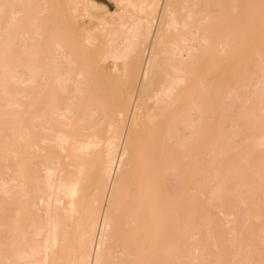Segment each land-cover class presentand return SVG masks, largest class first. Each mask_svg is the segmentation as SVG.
Here are the masks:
<instances>
[{
    "label": "bare ground",
    "instance_id": "obj_1",
    "mask_svg": "<svg viewBox=\"0 0 264 264\" xmlns=\"http://www.w3.org/2000/svg\"><path fill=\"white\" fill-rule=\"evenodd\" d=\"M33 1L0 0V13L11 11L9 14H12L13 19L9 20L11 23H6L7 28L11 29L10 32L14 31L17 34L20 30H25L26 32L28 29L31 31V27L29 28L31 21L27 19L28 17L25 16V13H29L33 5L35 7L46 0H40L41 2ZM35 1L38 2L37 5ZM114 1L116 2V12L111 11L108 7L98 2L89 0H64L62 3H58V1L57 3L48 2V9L46 8V13L44 11L45 15H43L44 13L42 14L47 21L43 19L46 24H42L39 21L41 24L38 23L39 26L34 33H31L32 31L29 33L24 32L25 34L18 32L19 36L22 34L21 36L23 37H33L29 43L26 41L29 37H21V39H25L23 42L25 43L26 41L28 44H32L35 41L33 46L37 48L36 53L33 55L37 62L35 64L34 61L33 64L35 65L32 64L31 67L28 66L30 76L24 77L18 73L16 74L13 67L11 68L9 64L15 63L16 65L15 61L17 59H14L15 61L11 63L12 58L10 55L8 59H6L7 57L5 58L6 60L11 58V61H8L9 67L6 68V71L4 68L9 78L3 79L1 88L3 91L5 90V93L12 95V97L15 95L14 100L17 98L14 102H8L9 107L23 111L17 115L16 124L13 123L18 130L19 138L17 137V141L13 142L14 149L10 153L12 152L14 160L19 157L30 156L31 158L32 156V160L37 161L43 152L46 155L44 157L46 161H42L44 164L42 163L43 165H41L45 176H43L42 181L37 182V186L35 185L33 189L29 188L31 186L28 187L26 179L23 177L24 174L22 175V172H25L23 170L27 169L25 167L27 163L23 162L17 163L15 166L14 178L10 180L13 182V186L9 187L11 185L9 184L8 188L6 184L4 186L3 183H0V194L4 196L1 198L2 200L0 199L2 201L0 202V215L5 213L3 216L6 217V213L8 214L9 212L7 204L10 202H6L7 200L13 201L15 199L16 201L14 202H19L18 198L23 200V203L19 202L22 206L18 203L20 208L17 209V203H15L16 210L11 209L12 212L10 211L14 213L12 217L16 213L15 219H12L14 227L11 226L14 231L15 243L12 244V242L9 245L3 233L0 234V264H160L162 262V264H166V261L164 263L165 259L171 261L172 264L181 263L179 251L182 250H179V244L175 241L177 238L169 242L170 244L168 245L165 243L167 229L165 226L166 224L168 225L165 220L170 213H167V209H174L171 206L167 208L166 197L164 199L166 195H164L166 188L163 189V186H165V184L163 185L165 180L164 172L167 171V166L171 168L173 165H177L173 164V158L178 154H176V151H179L180 156V152L185 151L186 146L191 147L197 142V139L200 140L203 137L198 135L201 130L205 128H208L205 130H210L209 128H211L209 123L206 122L205 116L209 117L208 112L212 109V79H214L212 77L215 74H213L215 65L213 58L215 51L213 52V49H215L214 47L218 49L217 45L219 44L214 43V30H216L214 28L216 25L215 27L213 26L214 15L211 12L213 0ZM199 5H202L203 9L201 10L203 13H199L201 10H195L201 7ZM38 7H35V9ZM43 8L45 9V7ZM240 8L242 9V7ZM40 10L42 9L40 8ZM40 10L35 11L40 12ZM101 11L105 12L106 15L104 17L97 16V18V12ZM91 12H94V16L89 14ZM9 14L7 16H10ZM5 15H3V18ZM42 15L40 14L39 16ZM90 15L98 23L97 25L95 24L96 27L94 26L95 28L93 29H85V27L78 29L77 24L79 21L83 17L84 19L86 16L90 17ZM44 16L47 17L45 18ZM35 18L37 20V17ZM235 18L237 19V17ZM36 20V23L33 21L32 23L37 25L38 21ZM24 22L26 24L27 22L29 23L26 25ZM25 25L28 27H25ZM4 28H6V25ZM17 28H22L23 30L15 31ZM241 29L244 28L241 26ZM13 33L11 32L12 35ZM15 34L13 37L15 36L16 38L18 35ZM9 36L11 37V35ZM10 37L9 40L11 41L13 37L11 39ZM3 38L0 39L3 41ZM32 40L33 42H31ZM16 41L14 39L11 43H6L5 45L2 43L6 48H4L6 56H8L7 51H12L16 48ZM20 43L19 41L17 48L23 45ZM215 44L217 45L214 46ZM25 46L27 47L28 45ZM13 47L15 48L13 49ZM91 47H96V49L90 52L88 49ZM227 48V50L223 48L224 55L229 53L230 47L228 46ZM45 52L47 54H44ZM8 53L11 54V52ZM28 54L31 57L29 52ZM40 57L41 61L44 59L43 62L39 61ZM227 57L231 61L229 56ZM31 58L33 60V57ZM61 62L65 70L61 66ZM106 63H110L111 67L105 69ZM118 75L119 78L117 77ZM116 81L120 88L116 99H114L113 115L109 118L106 115L105 119H108H103L102 121H107V127H105L106 124L103 123L104 125H101L100 120L107 113L106 109H108L109 104L111 106L110 101L115 97V92L117 91L112 92V89L113 86H117L115 85ZM11 85H15L14 88H10L12 87ZM45 91L48 94L45 97L46 100L42 98ZM258 96L259 94L256 95V98ZM253 103L255 104V102ZM248 105L247 108L251 106L248 107ZM257 105L255 104V106ZM212 107L214 108V106ZM43 108L47 109L52 116L56 117V114H58L62 120L63 127L69 128L75 124L76 127L82 128L86 132L90 131L89 134L77 138V136L73 135V131L71 135L68 131L60 134H57V132L54 140L51 138L40 140L45 147V150L41 149V144L38 141L39 137L37 136H40L43 131V133L47 131L40 128L42 123L37 125L40 123L39 116L41 115L36 116V114L43 111ZM28 109L33 111L34 117L29 116L26 112ZM20 110L19 112H21ZM248 111L245 109V112ZM110 112L109 114H111ZM45 113L47 112L45 111ZM256 113H259V110ZM43 115L42 117L45 118L46 115ZM100 115L102 116L100 117ZM197 117L205 119L203 122L208 126L202 129L201 122H198L200 119ZM208 117L207 119H209ZM97 118L100 119H98L100 123L97 122ZM207 121L209 122V120ZM185 131H187V134H185ZM15 133L14 135L16 136ZM209 133L208 131V135ZM105 134L106 136L109 135L108 139L106 138L107 140L104 139ZM46 135L44 134V136ZM216 137L220 136L217 135ZM223 138H226V136ZM54 143L61 144L67 150L72 146L71 150L75 157L73 159V167H71L72 165L70 166V163L60 162L61 158L56 157V152L54 153L52 150ZM174 146H178L179 149L182 148L181 151L179 149L175 150L174 148L176 147ZM209 152L213 153L211 150ZM209 152L207 160L211 158ZM159 155L165 158L160 156V158L165 160H162L164 163L155 162L158 159L156 157ZM221 155L219 158H222ZM212 157L215 156L213 155ZM180 158L182 159L183 157L181 156ZM210 160H208L209 163H211ZM170 162H172V165ZM36 168L40 170V162L38 163V161ZM176 168L178 169V166ZM208 168H205L206 171L203 169L201 171L203 170L206 173L209 171L207 176H210L212 170L210 168L208 170ZM194 171L195 169L193 168L192 172ZM217 171L219 172V170ZM175 172L178 171L175 170ZM175 172L174 176L177 174ZM206 173H204V176H206ZM170 176L169 179L172 178ZM217 177L219 178V174ZM175 180L177 181V179ZM130 183L136 185L133 184L135 191L131 195L128 193L131 191L130 187L132 184L130 185ZM183 184L185 183L183 182ZM38 191L42 192H39L42 196L38 195L41 197L37 199L36 193ZM5 195L8 196L7 200H5ZM178 197L176 198L178 199ZM191 203L193 204V202ZM172 207H175V204ZM36 208H38L39 212L44 213V224L32 219L33 216L31 214L30 218V211ZM14 210L15 212H13ZM174 211L172 212L176 215L177 209ZM191 212L193 213V211H189L188 214L193 217L194 213L190 214ZM175 215L173 217H176ZM190 216L188 217L190 222H186L188 225H186V230L189 236L198 230L195 227L194 217L191 218ZM176 218L178 219V217ZM174 221L176 222V220ZM26 222L29 223L28 230H25ZM0 224L1 228L9 226L7 223L4 225L2 218H0ZM177 224H174L175 227ZM189 225L191 229L193 228L192 230L188 228ZM8 228H4V230ZM0 230L2 232V229ZM194 235L193 239L195 240L197 235L196 233ZM191 237L188 238L191 239ZM182 238L180 237V239ZM36 239L37 241H34ZM190 239H188V242H191ZM191 244L192 242L187 246L185 245L187 249L192 245L194 246V244ZM12 245L14 248L16 247L15 250L12 249ZM165 248L169 250L166 257H164V254H166V252L164 253L166 251ZM193 248L188 249L190 252L187 253L188 255L186 254L189 257L187 258L186 256L187 261L194 260L193 258L190 259V256H193L191 252ZM176 260L179 262H176ZM190 261L189 264H191Z\"/></svg>",
    "mask_w": 264,
    "mask_h": 264
},
{
    "label": "rangeland",
    "instance_id": "obj_2",
    "mask_svg": "<svg viewBox=\"0 0 264 264\" xmlns=\"http://www.w3.org/2000/svg\"><path fill=\"white\" fill-rule=\"evenodd\" d=\"M36 1H40V0H36ZM36 1H35V3L37 5L38 2H36ZM41 1H43V0H41ZM57 1H58V3H62L64 0H53V1L46 0V1L41 2L42 4L39 3L40 5L38 4L37 6H35V7L39 6L36 9L33 5L29 10L30 12L28 11L30 14L25 13V16L28 17V18L27 17L26 18L29 19V21H31V23H32V21L35 22V20H36L35 17H37L36 21H38V22H37V25L35 24L36 22L32 23V24L27 22V24L29 23L30 25H32V26L29 25V28L31 27L32 32L29 31L27 28H26L27 29L26 32L34 33L37 30L36 28H38V26H39L38 23L39 24L44 23L43 22V19H44L43 15H45V13H46V8L48 7V2L57 3ZM89 1L98 2V3L108 7L113 12L117 11L116 2L114 0H89ZM216 2H217V4H215ZM219 3H221V4H219ZM243 3H242V0H213L211 12H212V15H214L213 16V19H214V25L213 26L215 27V25H216V27L214 28V29H216V30H214V32H215L214 33V35H215L214 36L215 37L214 43H217V44L219 43V44L214 45V46L217 45L218 49H216V47H214L216 50L213 49V52L215 51V53L213 54L214 64H215L213 68L215 71L213 70V74L214 73L215 74L212 77V78H214V79H212L213 80V83H212V85H213L212 86V99H213L212 102L213 103L211 105L212 109L210 111L212 114L210 112H208V114L210 116L209 117L205 116L206 122L209 123L211 128H209L210 130H205V129H208V128H205L206 125H205V122H203L205 119H203V118L200 119L199 117H201V116L199 115V117H197L200 119L198 122L199 123L203 122L202 124L200 123V125H201L202 129H203V127L205 129L201 130L198 135H199V137H201L200 135H202L203 137H201L200 140L197 139V142L195 143L196 145L192 143L193 145L191 144L192 145V146L190 145L191 147L186 146L187 147V148L185 147L186 153H185V151H183L184 153L181 151L182 148L179 149L178 146H174V147H176V148H174L175 150L179 149L181 151L180 156H179V151H176V154L177 153L178 154H177V156H175L173 158L175 160V161L173 160V164H177L176 166H178V169L176 168L175 165H173L172 167L176 168V169H173L172 167L170 168L167 166V168H170V169L166 168L167 171L164 172L165 180L163 182V185L165 184V186H163V189L166 188L165 189L166 191L163 190L165 192V193L164 192L163 193H164V195L166 194L164 196V199L166 197L165 200L168 204L167 208H169V206H171V208H173L174 210L177 209L176 215H175V213H173V212H175L174 210L167 209L168 210L167 213H169V212L170 213H169V215H167L168 218H166V220L167 219L168 220L167 221L165 220V222L168 223V225L166 224V226H165L167 228L166 229L167 235L165 233V240H166L165 243L168 245V244H170L169 242H171L172 240H175L176 238L178 239V237L180 235H183V236H180V237H183L182 239H180V237H179L178 240L177 239L175 240L179 244L178 245L179 250L180 249L182 250V251H179L180 252L179 257L181 259V263L183 262L182 264H186L187 262L189 264L190 260L187 261L186 256L188 255L187 253L190 252V251H188V249L190 250L193 247H194L193 251H191L193 253V256L191 257L189 255L190 259L191 258L194 259V260L190 261L191 264H264V109H263L264 108V86H263L264 85V80H263L264 79V53H263L264 52V0H261V1H259V0H243ZM43 4H45V5H43ZM255 5H257V6H255ZM43 7H45V9ZM199 7H198L199 9H195V10L200 11L201 9H203L202 5H199ZM240 7H242L243 10ZM40 8L42 10H40ZM35 10H37V11L40 10V12H37ZM34 11H35V13H38L39 15L40 14L42 15L44 13V11H45V13L42 16H39L38 14H35ZM4 12L5 11H3V14H2V12L0 13V38H3L4 36H6L4 38H5V40H8V41H5L4 38H3V41H2V39H0V91H1L0 92V94H1L0 95V135L2 134L0 136V153H1L0 154V156H1V158H0V179H1L0 183L1 184L3 183L4 186L6 184V187H8L9 184H11V185H9V187L13 186L12 185L13 182L10 180H12V178H14L13 172H14V169H16L15 166L17 163L23 162L25 164L27 163L25 165V167L27 169L23 170L25 172H22V175L24 174L23 177H25L28 187L31 186L29 188L33 189V187L35 188V185L37 186V182L42 181L43 176H45L44 171H42L43 168H41V165H43L44 164L43 162L46 161V160H44L45 159L44 157H46V155L43 154V152H42L41 155L39 154L40 157H42V158L39 159L40 158L39 157L37 159L38 163L40 162V170L41 171L36 168L37 161H33L32 156H31V158H30V156H28L29 158L27 156H25L23 158L19 157L15 160L12 157V154H11L12 152L10 153V151H12L14 149L13 148L14 143L19 138L18 130L16 129L14 124H16L17 115H19L23 111H21L19 109L21 111V112H19L18 108H16V110H15V108L9 107L8 102L9 103L11 101L14 102L17 100V98L15 97L16 100H14L15 95H13V97H12V95H10L9 93H5L4 92L5 90L3 91V89L1 88V85L4 81L3 79L9 78L7 73L5 72L6 68L9 66H11V68L13 67L14 72H16V74L18 73L20 76H24V77H27V75H28V77L30 76V73L28 71V69H29L28 66L31 67V65L34 63V61H35L34 57L35 56H33V55L36 53L35 51H37V48L33 46L35 41L32 44L31 43L28 44L30 42V40L33 39V37L28 36L29 39H26V41L28 43L26 41H25V43L23 42L25 39L22 40L21 37L22 38H28V37L21 36L22 34L26 33L25 30L24 31L20 30L23 27L20 29L17 28V30H15V31L20 30V32L18 31L19 33L22 32V34H20V36H19L18 32H17V34H15L16 32L11 31L12 33L14 32L13 35L14 34L18 35L17 36L18 39H17V37L15 38V36L13 37V35L10 32L11 29L7 28V24H9L8 22H10L9 20L12 18V14L11 15L9 14V13H11V11L10 12L7 11V13L10 16H7L8 14L6 12L5 13ZM93 13L91 12L89 14L93 15ZM199 13H203L202 10ZM3 15H5L4 16V18L6 17L5 19L3 18ZM30 15H31V18H30ZM95 15H96V12H95ZM100 15H103V16H100ZM105 15H106V13L101 11V12H97L96 17L97 16L98 17H104ZM33 17L35 20L33 19ZM44 17L46 18L47 16H44ZM86 17H85V19L83 17L79 21V23L77 24L78 29L84 28V27H85V29H93L96 27L95 24L96 25L98 24L97 22H95L92 19L93 17H91V15H90L91 18L89 16H86ZM235 17H237V19ZM7 18H9V19L7 20ZM40 19H42V20H40ZM90 19H92V20H90ZM6 20H7V22H6ZM39 21H41V23ZM44 21H46V20L44 19ZM91 21H94V22H91ZM48 22H49V20H48ZM44 24H46V23H44ZM5 25H6V28H4ZM26 25H25V27H28ZM241 26L244 29H241ZM239 28H240V31H239ZM33 29H35V30H33ZM238 32H241V33H238ZM244 32H246V33H244ZM7 33L9 35H11V37H13L15 39V41L17 40L16 41L17 46L19 44V41L21 42L20 44L24 45V46L22 45L23 47H26L25 45H28V46L26 48H23L22 46L21 47L19 46V48H17V46H15L16 48L13 47V49L15 48L14 50L7 51L8 56H6V51H4L5 47L3 46V44L5 45L6 43H11L12 40H14L13 38L11 39V37L9 35L7 36ZM239 35H240V37H239ZM244 36H245V38H244ZM9 37H10L11 41L9 40ZM246 37H247V39H246ZM226 38H228V39L230 38L229 39L230 41ZM231 38H232V40H231ZM4 41H5V43H3ZM31 42H33V40ZM236 44H238V45H236ZM228 46L230 47L231 51L229 50V53L224 55L225 53L223 54V51H224V49L227 50ZM29 48H31V49L28 50ZM26 49H27V51H26ZM95 49H96V47H91L88 50L90 52H93ZM240 49H242V50H240ZM2 51H4L5 53ZM8 52H11L12 55ZM24 52H25V54H24ZM28 52L30 53V56L33 57V60L31 57H29ZM218 52L220 53V55ZM19 53H21V55H19ZM31 53H32V55H31ZM3 54H4V57H3ZM44 54H47V53L45 52ZM84 54H87V53H84ZM9 55L11 56L12 61H11V58H10V60H6V59H8ZM20 56H21V58H20ZM227 56H229L231 61H229ZM14 57H16V58H14ZM14 59L15 60L17 59V60L15 61ZM42 60L44 61V59H42ZM8 61L9 62L11 61V63L13 61H15L17 64L15 65V63L14 64L12 63V64H9V66H8ZM23 61H25V62H23ZM39 61L43 62V61H41V57H40ZM22 62L24 65L22 64ZM36 62H37V60L35 61V64H36ZM35 64H33V65H35ZM60 64L62 66L63 63L61 62ZM14 66H15V69H14ZM23 67H25V68H23ZM110 67H111L110 63L105 64V69H108ZM4 68H5V71H4ZM63 69L65 70L64 67H63ZM256 69H258V70H256ZM117 77L119 78V75ZM250 80H252V81H250ZM119 83H120V79H119ZM261 83H263V84H261ZM117 84L118 83L116 81L115 85H117ZM11 86L12 87H10V88H14L15 85L14 86L11 85ZM119 86H120V84H119ZM260 86H261V88H260ZM116 88H117V90H116ZM119 88L120 87H118V85L116 87L113 86L114 90L112 89V92L113 91H117V92H115L114 98H113V96H114V93H113V96H112L113 100L110 101L111 106H110V104L108 105V109H106L107 113L104 114V116H103L104 118L101 117L102 115H100L101 120L99 119L100 117L97 118V120L99 119L101 123L99 122V120L97 122H99L101 125H104L103 123L106 124L105 127H107V121H105V122H102V121H103V119H105L106 115H108L107 116L108 118L113 115L114 112L112 109L115 107L114 106V99H116V95L118 93ZM257 91H258V93H257ZM46 94L47 93L45 91V92H43L44 97L42 96V98H44L45 100H46L45 97L48 96V94L47 95ZM236 94L239 96H237ZM258 94H259V96L256 98V95H258ZM231 96H233V97H231ZM239 97H240V99H239ZM251 97H252V99H251ZM226 98H227V100H226ZM11 99H13V100H11ZM251 100H252V102H251ZM248 102H249V105H248ZM253 102H255V104L256 105L258 104V105L255 106V104ZM256 102H258V103H256ZM115 105H116V101H115ZM247 105H248V107L250 105L251 106L249 108H247ZM46 106H48V105H46ZM212 106H214V108ZM251 107H253V108H251ZM254 107H256V109H254ZM8 108H10V109H8ZM45 108L42 109L43 111L36 114V116L41 115V116H39L40 123H38L37 125H40L42 123L40 125L42 127H40V128H42L43 130L46 129V131H47L46 133H43L44 132L43 131L42 133H40V136H37V137H39L38 141L40 142L39 144H41V149H44L45 147H44V144L42 145V141H40V140L45 139V138H51L52 140H54L56 138L57 134H60V133H67V131H68V132H70L69 134L71 135V133L73 131V135L77 136V138H80V137H83L84 135L89 134L90 131L86 132L82 128L76 127L75 124L73 125V127L72 126H70L69 128L63 127L62 120L59 118V115L56 114V117L52 116V114L50 112H48L47 109L45 110ZM245 109H246V111H248L249 109H251V110L253 109L252 110L253 112L251 110H249L248 112H245ZM28 110L26 112L29 114V116L34 117L33 111L30 109H28ZM254 110H256V111L254 112ZM258 110H259V113H256ZM45 111L47 113H45ZM109 112L111 114H109ZM208 114H206V115H208ZM247 114H248V116H247ZM42 115L43 116L46 115L45 118L42 117ZM240 115H242V116H240ZM46 117H48V118H46ZM207 117L209 119H207ZM108 118H106L105 120H107ZM252 118H254V119H252ZM207 120H209V122ZM251 120H252V122H251ZM255 121H257V122H255ZM43 122H45V123H43ZM99 123H97V124H99ZM43 125H44V127H43ZM74 126H75V128H74ZM105 127L103 126V128H105ZM201 127H199V129H201ZM50 129H52V130H50ZM205 131L207 132V135H206ZM208 131L210 132L209 135H208ZM48 132H49V134H47ZM225 132H226V134H224ZM14 133L16 134V136L14 135ZM44 134L45 135L47 134V135L44 136ZM185 134H187V131H185ZM217 135L220 137H216ZM12 136H14V137H12ZM105 136H106V134L104 135V139L107 140L109 135L106 137ZM225 136L227 139L223 138ZM12 138H14V139L12 140ZM218 142H220V143H218ZM54 144L55 145H52V150L54 153L56 152L55 153L56 157H59V159L61 158L60 162H64L65 164L70 163V166L72 165L71 167H73L74 166L73 159H75V157H74L73 151L71 150L72 146H70L71 148H68L69 150H67V149H64L63 146L59 143H54ZM11 145H12V147H11ZM208 149H209V151L210 150L213 151V153L207 151ZM214 151L217 155L214 153ZM220 151H222V152H220ZM208 152L210 153L209 156H211V158L214 159L213 161H215L216 163L213 162L210 157L209 158L211 160L210 159H208V160H210L211 163L208 162V160H207ZM219 153H221L222 155ZM224 153H225V155H224ZM31 154H32V152H31ZM213 155L215 157H212ZM220 155L222 158H219ZM223 155H224V157H223ZM160 156L163 157L162 155H159L158 157H156V158H158L157 159L158 161L156 160L155 162L164 163L163 161H165L164 160L165 158L163 157L164 159H162V158H160ZM181 156L183 157L182 159L180 158ZM4 157H5V159H4ZM196 158H199V159H196ZM221 159H222V161H221ZM183 160L185 161L186 164L184 163ZM13 161L16 163H14ZM190 161H192V162H190ZM71 163H73V164H71ZM180 163H182V164H180ZM213 163H214V165H213ZM170 164L172 165V162H170ZM202 164L203 165L205 164V166H203ZM171 165H169V166H171ZM38 166H39V164H38ZM189 167L191 168V170ZM199 167H202V168H199ZM207 167H209L212 170L211 175L213 178L212 177L210 178L211 175L210 176L208 175L209 177L207 176V174H209L208 173L209 171H207V173L204 172V171H206L205 168H207ZM193 168L195 169L194 172H192ZM209 168H208V170H209ZM201 169H203L204 171L203 170L201 171ZM216 169L219 170V172ZM227 169H229V170H227ZM175 170L178 172H175ZM187 171H189V172H187ZM174 172L177 173L175 176H174ZM200 172H201V174H200ZM204 173H206L205 175L207 176V178L209 180L206 178V176H204ZM218 174H219V178L217 177ZM169 175H171L170 178L171 177L173 178V179L171 178L172 180L169 179ZM174 177H175V179H177V181L174 179ZM189 177L192 179L190 180ZM167 179H168V181H167ZM205 179H207L208 182L209 181L210 182L206 183L207 180H205ZM192 180L194 183L192 182ZM166 181H167V183H166ZM214 181H216V182H214ZM183 182L185 184H183ZM200 182L202 183V186H201ZM204 182L206 183V185H204L205 184ZM189 183H191V184L189 185ZM1 184H0V186H1ZM131 184H132V186L130 187L131 191L129 190L130 192H128L129 195H131L135 191V189H133V188H135L134 185L136 184V182H135V184L130 183V185ZM194 184H195V186H194ZM192 187H194V188H192ZM40 191H38V193H36L37 199L42 196V194H40L42 192H40ZM190 193H192V194H190ZM38 195H41V196H38ZM11 196H13V195H11ZM178 196H180V197H178ZM3 197L4 196L0 194V199ZM176 197H178V199ZM6 198L8 199V196L5 195V200H7ZM1 200H0V202H2ZM12 200H13V198H12ZM17 200L20 203H23L22 199L19 200V198H18ZM14 201H16V200L15 199L13 201L7 200L6 202H10L9 204H7L9 206L8 207L9 212H8V214L6 213V217L3 216V215H5V213H2L3 215H0V216H2L0 218H2V220H4V225L7 223L10 227L13 226L12 225V223H13L12 219L16 216V213H15V216L12 217V215L14 213H11L12 212L11 209H15V206H16L15 203H17V209L20 208V207H18L19 202H14ZM191 202H193V204ZM20 203H19V205H21ZM174 204H175V207H172V206H174ZM178 206H179V209H178ZM15 210L13 212H15ZM189 211H193V213H194L193 217L195 219L194 220L195 227L198 228V230L195 231L194 233H192L190 236L188 235V233H187L188 231L186 230L187 229L186 228V225H187L186 222L187 223L190 222L188 219V217L190 216L188 214ZM9 213H11V214H9ZM193 213L191 212L190 214H193ZM30 214H31V216H33L32 219L36 220L38 223H40V224L45 223V215L43 212H41V211L39 212L38 208L32 209V211H30V213H29V216H30ZM25 215H27V214H25ZM174 215L176 217H178V219L176 217H173ZM9 216H11V217H9ZM31 216H30V218H31ZM181 216H182V218H181ZM7 217H9V218H7ZM183 217H184V219H183ZM193 217H191V218H193ZM172 219L176 220V222ZM191 220H193V219H191ZM5 221H6V223H5ZM27 222H28V220H27ZM27 222L25 224V227H26L25 230H28L27 227H29L30 221H29V223H27ZM174 222L178 223L176 226L177 228L175 227ZM196 222H197V224H196ZM27 224H28V226H27ZM192 225H194V224L192 223ZM8 227H4V228H8ZM10 227L8 229L4 230V228L3 227L1 228V226H0V229H2V232L0 230V232H1L0 234L3 233V235L5 236L4 238H7V242L9 243V245L12 242H13L12 244L15 243V238L13 235L14 231H13V228L12 227L10 228ZM188 228L191 229L190 225ZM194 230H195V228H194ZM195 233H196L197 237H199V238L196 237L195 240H197V241H195L193 239V237L195 236L194 235ZM189 234H190V232H189ZM186 235H188V236H186ZM166 236H167V238H166ZM188 237H191V239ZM8 239L11 241H9ZM188 239H190L192 244H194V241H195V244H194V246L191 244L193 247L190 246L187 249L186 246L189 243H191V242H188ZM192 239H193V241H192ZM34 241H37V239ZM168 247H170V246H168ZM182 248H184V249H182ZM12 249L15 250L16 247L14 248V246H13ZM165 250H166V248H165ZM167 251L169 252L168 249L166 251H164V253L166 252V254H164V257H166V255L168 254ZM187 258H189V257L187 256ZM184 260H185V262H184ZM165 261H166V264H172V262L169 260L165 259L164 263H165ZM167 261H168V263H167ZM176 262H179V261L176 260ZM162 263H160V264H162ZM174 264H176V263H174ZM177 264H179V263H177Z\"/></svg>",
    "mask_w": 264,
    "mask_h": 264
}]
</instances>
